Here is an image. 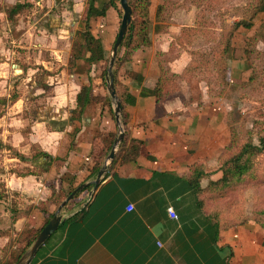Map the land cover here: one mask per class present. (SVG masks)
<instances>
[{
    "label": "crops",
    "instance_id": "0c3cea01",
    "mask_svg": "<svg viewBox=\"0 0 264 264\" xmlns=\"http://www.w3.org/2000/svg\"><path fill=\"white\" fill-rule=\"evenodd\" d=\"M88 1L17 0L11 6L28 5L29 12L19 23L22 37L29 41L21 40L27 45L11 65L12 82L5 79L10 74L4 70L7 62L0 60V121H9L1 136L15 151L9 161L17 162L21 153L34 161L24 163V170L0 171V190L3 184L6 195L0 200V250L7 249L8 256L23 231L39 230L57 212L61 204L51 201L53 189L66 192L96 178H89V168L99 152L98 137L118 131L105 86L107 70L101 67L105 62L90 66L80 61L69 67ZM164 1L151 0V46L135 51L119 71L127 97L122 123L129 139L142 141L139 157L110 166L93 194L91 187L78 203L64 207L61 214L66 221L30 264H264V223L245 219L228 224L222 216L211 217V211L199 209L197 203L208 196L198 198L189 184L195 168L206 174L202 188L222 177V164L232 154L226 103L209 96L207 86L195 93L185 78L177 81L178 90L166 100L158 102L144 94L157 86L162 57L172 58L162 65L177 76L186 75L193 64L189 49L179 51L178 43L197 28L194 9L157 23L156 9ZM120 7L119 0L117 9L109 7L93 31L106 58L121 25ZM158 24L165 29L156 32ZM38 26L41 36L32 33ZM184 29L189 31L183 33ZM172 44L178 48L173 53ZM44 54L47 59H42ZM243 67L231 66V81L240 82L251 71ZM84 86L110 101L88 105L81 119L73 121ZM15 136L30 149H20ZM28 169L32 173L23 175ZM169 207L176 219L169 216Z\"/></svg>",
    "mask_w": 264,
    "mask_h": 264
},
{
    "label": "rangeland",
    "instance_id": "374dc122",
    "mask_svg": "<svg viewBox=\"0 0 264 264\" xmlns=\"http://www.w3.org/2000/svg\"><path fill=\"white\" fill-rule=\"evenodd\" d=\"M16 1L0 0V46L4 53L0 60L1 62H7L4 70H6V73H10L5 77L9 82L13 81L11 77L14 67L11 65L19 61L18 58L21 57L19 53L23 54L24 51L21 47L27 45V42L21 41L27 38L22 37L24 29L22 28L23 26L20 27L19 22L29 11H25L23 15L17 18L16 23L7 21L8 10ZM171 1L174 3H172V6L175 11H173L170 18L178 17L177 14L179 13L181 15L184 14L187 8L194 9L196 16L197 28L190 31L189 36L185 37L181 43H178L179 49L176 46L179 51L189 49L193 56V64L184 77L188 86L194 88L195 93L199 91L201 86H207L209 96L221 99L226 103L225 107L229 108L227 111L231 134L238 144L236 147L230 148L232 153H235L250 137L254 143L259 144L260 136H264V41L258 39L255 41L254 36L258 32H264V13L259 14L254 19H250L254 0ZM120 10L122 18L121 7ZM241 19L250 22L252 28L245 29L240 27L239 30L234 32L231 48L228 50V55H226V58H228L227 63L224 64V67H227L225 75L227 82L226 84L224 82L221 84L217 83L213 74H211L212 65L208 62V59L207 65L203 66L205 63L204 58L211 55L212 50L218 44V53L225 48L226 36L228 37L232 26ZM47 26L49 27L48 23ZM41 28V26L33 28L32 33L34 32L41 36ZM25 41H29V39ZM13 51L17 55H14L17 60L11 54ZM111 54L112 49L108 55L107 62L101 66L102 69H108ZM48 56V54H44L42 59H47ZM243 60L248 61L249 64L251 63L253 68L248 74L242 77L239 75L241 77L240 82H237V79L231 81V66L234 63L243 66ZM197 65H199V68H194ZM251 77L252 79L249 82ZM232 78H235V76L233 75ZM10 85L12 87L15 86L14 83ZM8 123L9 121L6 119L5 122L0 121V171L4 170V173H8L9 170H24V163L31 164L34 161L30 158V154L24 153L17 156V162L9 161V157L15 156V151L9 150L13 148H9V144L4 143L1 136L2 129L7 128ZM21 141V137L15 136V142L21 143ZM26 145H28L27 142H22L20 149H30L28 146L25 147ZM255 173L256 179L254 182L257 181L256 184L252 182L249 185H241L238 190L232 192L224 199L210 200L205 198V209L211 211L213 215L217 214L219 218L222 216L228 224L241 222L245 219H254L259 223H264V153L255 159ZM0 179H3L1 172ZM7 257L8 250H0V264H4L8 260Z\"/></svg>",
    "mask_w": 264,
    "mask_h": 264
},
{
    "label": "trees",
    "instance_id": "16d2710c",
    "mask_svg": "<svg viewBox=\"0 0 264 264\" xmlns=\"http://www.w3.org/2000/svg\"><path fill=\"white\" fill-rule=\"evenodd\" d=\"M129 4L133 9V23L128 28L127 34L123 40L121 49L119 51V55L116 61V68L114 71L115 74V86L117 90V95L121 101L122 109L124 111L126 107V88L119 81V71L122 66L130 61L135 53V51L150 47L152 44L151 41V33H152V16H151V0H128ZM118 0H107L106 2L101 3L100 0H89L87 3L86 11L81 20V29L78 33V40L74 42L73 49L69 59V67L75 68L78 62L83 61L88 65L97 64L100 62H107V58L105 55V49L103 43L100 38L96 37L93 34V31L96 27V23L100 18L106 16L107 10L109 7H114L117 9ZM171 0H165L162 4H160L156 9L155 19L157 23L166 22L170 20L171 12L173 10ZM174 4V3H173ZM252 14L250 15V19H254L259 14L264 13V0H254L253 2ZM28 5H23L21 3H17L13 7L8 10L7 19L11 23H15L20 14L25 12ZM121 15V10H120ZM240 27L245 29H251L252 24L245 19H241L236 22L230 31L228 37L226 36L225 43L226 46L224 49L219 51V44L212 50L211 55L205 57V63L203 66L207 65L208 62L212 65L211 74H213L214 80L217 83L226 84L225 75L227 72V67H224V64L227 63L226 55H228V50L231 48V41L234 37V32L239 30ZM165 27L163 25L158 24L156 26V32H160L164 30ZM189 31L187 29L183 30V33ZM254 39L264 41V32H258ZM182 41L179 40V43ZM174 48L176 46L172 44L171 53L174 52ZM247 52V51H246ZM174 55V54H172ZM173 57V56H172ZM172 58L170 57H162L161 58V77L157 82V86L154 90L145 91V95L154 96L158 102L166 100L171 97L175 90H177V81L182 80L185 77V74L177 76L171 74L162 63L170 61ZM248 60V59H247ZM243 68L251 70L253 66L248 61L243 60ZM197 65L194 68H199ZM105 73V72H104ZM252 77L249 78V82ZM229 81V80H228ZM174 83V84H173ZM173 87V89H171ZM129 98V96H128ZM104 101H110V97H102V96H94L92 95V90L90 86H84L81 92L77 97V106L73 110L71 120H79L83 116L85 109L90 104L102 103ZM111 113L113 115V109L111 108ZM125 128V136L119 147V150L111 163V169L118 164L119 162L124 164L127 162H134L139 157L140 149L142 147V141L137 139H129V133L126 124L124 123ZM117 134L116 131L104 133L98 137V154L92 159L90 168H89V178L96 177L100 168L102 167L104 159L107 157L109 152L112 149L113 143L115 141ZM237 141L231 134V140L228 148L232 149L236 147ZM11 148V147H9ZM264 153V136H260L259 144L253 142V139L250 137L245 143H243L239 149L232 153L230 156L224 160L221 171L222 177L217 181H210L207 187L202 188L200 182L202 178L206 175L201 168H195L193 171V177L190 180L189 184L193 188L196 196L199 198L200 196L207 195L210 200L224 199L232 192H235L239 189L241 185H249L256 179L255 173V159ZM38 155V154H37ZM42 155L47 156L42 153ZM19 156V155H17ZM37 157V156H35ZM32 172L28 169L26 173L23 175H29ZM21 174V173H18ZM68 180V178H67ZM254 182V184H256ZM100 186V185H99ZM92 186L87 187L82 192H79L74 196V198L67 203L66 206H71L77 201V198L83 193L89 191ZM75 187H71L68 191L63 192L61 189L55 190L53 189L51 195V201L59 206L62 202L74 191ZM209 194V195H208ZM6 197L5 190L3 184H1L0 190V200H3ZM199 209L205 208L204 199L198 200ZM65 206V207H66ZM78 212L73 217L69 219V221L76 219L78 216L82 214ZM264 213V212H263ZM53 217V214L45 221L44 225L39 229H29L23 231L15 244L14 249L10 252L8 256V260L5 261L4 264H17L18 260L22 257V255L30 248L33 244L34 240L41 232V230L47 225L49 220ZM213 218H219L218 215L211 214ZM264 221V220H263Z\"/></svg>",
    "mask_w": 264,
    "mask_h": 264
},
{
    "label": "water",
    "instance_id": "95a60500",
    "mask_svg": "<svg viewBox=\"0 0 264 264\" xmlns=\"http://www.w3.org/2000/svg\"><path fill=\"white\" fill-rule=\"evenodd\" d=\"M120 6L122 9V18L121 25L119 28L118 35L116 37L115 43L112 48V54L109 61V66L106 71L105 79H106V88L111 97V103L113 106L114 116L116 119V123L118 126L117 136L113 143L112 149L107 155L102 167L100 168L96 178L93 181L83 183L79 185L74 191L62 202L59 206L57 212L53 215V217L49 220L47 225L41 230L33 244L30 248L22 255V257L18 260L17 264H30L37 252L40 248L46 243V241L58 230L60 225L66 221L65 217L61 214L62 209L67 205L69 201H71L76 194L82 192L89 186L93 187L91 194L94 193V190L102 183L103 179L107 175L109 168L113 159L115 158L119 147L124 139L125 130L122 123V104L117 95V90L115 86V74L114 67L119 55V51L121 49L123 40L127 34L128 28L133 23V9L129 4L128 0H119Z\"/></svg>",
    "mask_w": 264,
    "mask_h": 264
},
{
    "label": "built area",
    "instance_id": "2783aa9c",
    "mask_svg": "<svg viewBox=\"0 0 264 264\" xmlns=\"http://www.w3.org/2000/svg\"><path fill=\"white\" fill-rule=\"evenodd\" d=\"M133 206H129L128 207V211L129 212H131V211H133ZM168 214H169V216L171 217V218H173V219H176L177 218V214H176V212H175V210H174V208L173 207H169L168 208Z\"/></svg>",
    "mask_w": 264,
    "mask_h": 264
}]
</instances>
